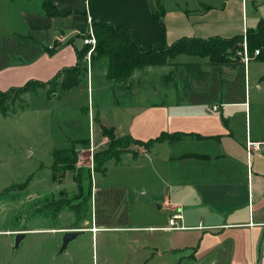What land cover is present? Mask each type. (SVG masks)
I'll return each mask as SVG.
<instances>
[{
  "label": "crops",
  "instance_id": "crops-1",
  "mask_svg": "<svg viewBox=\"0 0 264 264\" xmlns=\"http://www.w3.org/2000/svg\"><path fill=\"white\" fill-rule=\"evenodd\" d=\"M0 1L9 10L8 24L20 18L24 24L22 33H8L7 41L14 47L25 36L31 40L27 51L10 52L0 63V89L20 87L29 80L48 81L59 70L77 64L89 16L124 26L142 48L171 45L181 37L232 38L264 20V0H163L162 24L153 19L148 0H49L59 12L54 16L47 15L43 0ZM18 2L27 6L20 18ZM191 62L210 73L206 90H197L192 76L188 87L171 77L170 85L152 90L144 85L147 77L171 75L182 64L146 66L128 79L127 102H114L128 115L126 130L117 133L108 123L100 127L142 141L163 133L182 136L176 143L163 139L129 153L133 159L150 154V172L170 194L163 207L181 209L182 229L202 230L192 258L220 245V236L226 235L223 244L228 249L242 239L255 261L264 264V62L251 58L234 69L222 65V75L205 60L184 64ZM222 103V110H212ZM248 140L262 147L249 154ZM93 226L97 230L91 228L92 233L100 229Z\"/></svg>",
  "mask_w": 264,
  "mask_h": 264
},
{
  "label": "rangeland",
  "instance_id": "rangeland-1",
  "mask_svg": "<svg viewBox=\"0 0 264 264\" xmlns=\"http://www.w3.org/2000/svg\"><path fill=\"white\" fill-rule=\"evenodd\" d=\"M18 3L19 16L27 6ZM8 14L0 1V63L10 52L27 51L31 42L25 36L11 46L8 33H22L24 24L20 16L22 21L8 24ZM245 34L226 47L221 63L246 64L245 52L249 60L257 58L254 42H244ZM98 48L97 41L89 60L81 53L78 84L63 89L66 73H60L49 87L22 97L12 93L8 105L15 113H0V264H258L242 239L228 249L223 244L226 235H221L220 245L203 249L194 260L193 247L201 229L157 228L166 226L169 212L177 210L162 205L170 194L150 172V154L131 157L142 146L124 140L125 146H117L115 151L108 148L109 136L114 134L100 124H113L117 133L126 130L128 115L114 102H127L129 78L108 79L107 55ZM191 59L211 62L208 57L180 53L168 58L167 64L184 65ZM182 65L171 75L147 77L144 85L153 90L170 85L169 78L177 77L179 85L188 87L190 75ZM88 138L86 143H74ZM73 146L77 152L74 165L65 168L59 163L52 170L53 155L60 156V151L66 153ZM107 149L112 154L127 151L119 160L112 158L96 167L94 154ZM93 224L100 229L92 233ZM67 229L83 231L58 254ZM17 232H26V236L12 251ZM177 246L180 248L173 249Z\"/></svg>",
  "mask_w": 264,
  "mask_h": 264
},
{
  "label": "trees",
  "instance_id": "trees-1",
  "mask_svg": "<svg viewBox=\"0 0 264 264\" xmlns=\"http://www.w3.org/2000/svg\"><path fill=\"white\" fill-rule=\"evenodd\" d=\"M150 13L152 14L153 19L159 24L163 23L164 16V6L163 0H148ZM43 7L49 16L59 15L57 8L49 0H43ZM207 7H203V9ZM92 28L96 37V44L98 41V46L100 52H103L107 55V69L106 76L111 80L124 81L131 77V74L136 69H143L146 66H161L165 65L168 62V58H174L177 54L184 53L188 55H197L200 57H208L211 62L209 65L217 66L220 75L222 72V58L225 55L226 47L233 43L236 39L242 38L243 34L235 35L232 38H223V37H209L205 39L196 38V37H181L171 45H164L160 48L155 47H145L142 48L137 45L132 34L124 26L119 24H111L104 21H96L92 18ZM253 41L254 49L258 50L257 60L264 62V20L259 19L256 27H251L246 30L245 42L250 44ZM95 44V46H96ZM82 51H78V61L81 58V53L85 55L88 50L87 45H83ZM83 55V56H84ZM251 60V59H250ZM249 60V61H250ZM230 69L236 67V63L226 64ZM184 67L192 76L193 83L195 88L200 91H204L207 88L208 79L210 73L206 70H202L200 64L191 62L184 64ZM66 73V79L63 80L61 87L63 89H69L72 86L78 84L81 78V69L80 61L69 67L59 70L54 78L48 81H38V80H29L24 85L20 87H11L7 90L0 89V113L3 116H7L10 113H15V109L10 111L8 105V98L12 93L20 94L21 97L26 95L27 92L33 91L34 89H41L43 87H49L52 83L56 81L60 73ZM111 134L113 135V129H111ZM107 135V134H105ZM108 136V135H107ZM166 139L169 143H176L182 139V136L179 134L168 135L162 134L159 137L148 139V141H142L140 139L132 138L130 135H122L116 137L115 135L109 136V149L115 151V147L125 146V141L128 140L129 143H134L136 145L142 146L143 148H148L154 142L159 140ZM75 140L74 143H86L89 141V138ZM127 150L122 149L118 154H112L110 151L103 150V152H96L94 154L93 160L96 167L102 165L109 159L115 158L119 160L121 154L125 153ZM60 156L56 154L53 155V164L51 165L52 170L56 169L59 163L65 168L71 167L77 160V152L74 150V146L69 148L66 153L62 151ZM61 166V167H62ZM27 186V181L24 182ZM1 195V194H0Z\"/></svg>",
  "mask_w": 264,
  "mask_h": 264
},
{
  "label": "built area",
  "instance_id": "built-area-1",
  "mask_svg": "<svg viewBox=\"0 0 264 264\" xmlns=\"http://www.w3.org/2000/svg\"><path fill=\"white\" fill-rule=\"evenodd\" d=\"M245 39V38H244ZM245 42V41H244ZM82 43L83 45H87L88 50L85 53V59L87 58L89 60L90 58V54L92 52V50L95 48V44H96V37H95V33L93 31L92 28V18L89 16L88 19V25L85 28V32L82 35ZM247 43V42H246ZM258 50H254V54H257ZM244 61L245 63H247L249 61V56L246 55V52L244 53ZM222 108H224V104H219V105H215L212 107L213 111H218V110H222ZM245 147L247 149V152L250 154V152L253 149H260L261 143L258 141H247L245 144ZM182 218V214L181 211L177 209V211H174L173 213H171L167 219V225L163 228V229H168V230H181L182 228H184V226L181 224L179 225L178 222L181 221Z\"/></svg>",
  "mask_w": 264,
  "mask_h": 264
},
{
  "label": "water",
  "instance_id": "water-1",
  "mask_svg": "<svg viewBox=\"0 0 264 264\" xmlns=\"http://www.w3.org/2000/svg\"><path fill=\"white\" fill-rule=\"evenodd\" d=\"M83 230H67L64 231L61 237V246L58 250V254H60L63 250H65L73 239L76 238L77 235H79ZM26 232H17L13 238V246L12 251H15L16 248L20 245V242L25 238Z\"/></svg>",
  "mask_w": 264,
  "mask_h": 264
}]
</instances>
